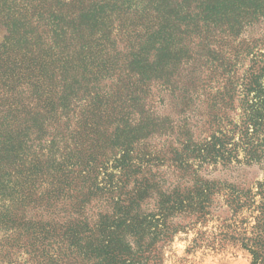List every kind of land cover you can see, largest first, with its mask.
I'll use <instances>...</instances> for the list:
<instances>
[{
	"label": "trees",
	"instance_id": "obj_1",
	"mask_svg": "<svg viewBox=\"0 0 264 264\" xmlns=\"http://www.w3.org/2000/svg\"><path fill=\"white\" fill-rule=\"evenodd\" d=\"M65 5L0 0V228L49 264H162L164 247L190 228L192 248L231 245L264 264V175L247 188L200 175L204 166L264 164V37L231 55L207 35L219 27L240 37L264 19V0H87L71 14ZM131 14L157 29L117 63L112 35L127 32L121 21ZM188 33L212 42L206 61L223 78L202 84L212 112L202 139L186 115L171 125L139 103L150 80L165 76L160 86L170 87V65L190 58ZM243 57L250 62L234 79ZM106 126L109 142L88 138ZM174 128L176 146L142 149ZM27 209L60 213L63 223L28 219Z\"/></svg>",
	"mask_w": 264,
	"mask_h": 264
},
{
	"label": "rangeland",
	"instance_id": "obj_2",
	"mask_svg": "<svg viewBox=\"0 0 264 264\" xmlns=\"http://www.w3.org/2000/svg\"><path fill=\"white\" fill-rule=\"evenodd\" d=\"M84 4L87 0H65L64 12L67 14L76 13L79 8L80 2ZM162 7H160V13L162 14ZM145 17L138 15H126L122 17V28L124 30L118 31L116 34L113 32L112 38L114 39V49L117 52V63L124 60V56L129 54L130 46L137 47V42L141 39L144 40V34L150 31H155L157 26L154 27L157 21L148 23L146 14ZM121 28V29H122ZM115 33V34H114ZM115 35L117 37H115ZM209 38L215 39L213 47H219L225 49V52L233 53L243 52L247 43H254L258 39L264 37V19L256 22H252L247 26H244L241 30L240 37L233 38L227 33H220L219 27L212 31V34H207ZM201 42V46L198 43ZM184 43L187 47L188 55L190 58L181 61L176 68L170 65V87H161V83L164 81L162 76L159 81L150 80L146 89V95H139L140 105L143 106L144 111L151 113L153 116L158 117L160 120L170 122L171 125H176L183 118V115L187 116L186 127L191 132V135L195 139L206 138L209 135V121L212 120L210 116L212 114L210 109V102L207 97V91L201 89L203 83H207L209 79H212L211 86L218 85L217 82H223V78L219 74L212 72V67L207 63V49L212 46H205L203 38L201 40L194 34L188 33L184 37ZM113 56V55H112ZM150 62L153 60L152 50H150L149 58ZM173 54L170 55V63L176 62ZM250 62L249 57H243L240 61V68L237 70L234 79H239L240 74L244 66ZM174 69H173V68ZM121 72H116L117 76L114 81H118L122 85V76L126 71V68H122ZM119 76V80L118 79ZM216 83H215V82ZM115 83V82H114ZM109 85V84H108ZM145 87V86H144ZM190 88V89H189ZM121 92L115 91L114 94ZM207 97V98H206ZM233 107L238 111L234 103ZM137 107V110H140ZM234 110L226 109L225 113L228 116L233 117ZM154 113V114H153ZM235 113V112H234ZM235 115V119H236ZM105 119H103L104 121ZM102 122V121H101ZM64 123V121L62 122ZM70 127L74 128L75 121L71 120ZM107 129V130H106ZM177 129H173V134H170L168 130H164L162 133H156L149 136L143 141V148L146 151L164 152L172 145L175 144ZM112 128L100 127L96 134H88V138L93 136L94 138L104 139L109 142V134H111ZM64 130L62 134H65ZM74 134V133H73ZM74 136V135H73ZM100 141V142H101ZM173 147V146H172ZM101 153H105L109 156L108 150H102ZM165 166V165H164ZM166 167V166H165ZM203 178L219 182V183H231L240 188H247L253 186V183L261 179L264 175V164H230L228 166L217 165L204 166L200 172ZM166 176L169 178H176L177 173H174L172 169L166 171ZM221 210V209H220ZM28 217H33L35 220L41 219L42 221L54 222L58 225L63 223V219H60V213L57 216H53L47 213H42L43 217H39V214H35L30 209L26 210ZM219 213V212H217ZM226 212H222L221 215H225ZM186 220L185 222H187ZM215 221H210L203 229L208 231L213 230ZM196 235V229L190 228L184 231H179L173 239L163 249L162 264H250V258L247 252L243 249L234 247L231 245H225L223 248L212 249L207 247H194L192 248V238ZM13 236L7 237L6 233L0 228V264H49L46 257L41 256V251L36 247V253L33 249L25 243L26 239L21 238L18 241L11 240ZM25 244V245H23ZM26 247V248H24ZM27 249L29 251H27ZM27 252V253H26Z\"/></svg>",
	"mask_w": 264,
	"mask_h": 264
}]
</instances>
